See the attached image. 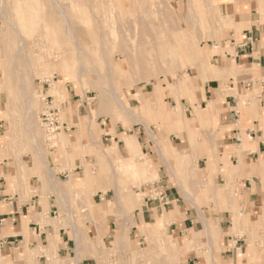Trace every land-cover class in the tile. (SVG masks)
<instances>
[{"label": "rangeland", "instance_id": "rangeland-1", "mask_svg": "<svg viewBox=\"0 0 264 264\" xmlns=\"http://www.w3.org/2000/svg\"><path fill=\"white\" fill-rule=\"evenodd\" d=\"M189 1L33 0L35 9L23 6L22 11L11 10L7 6L6 13L14 21L6 26L5 33L0 28V80L3 81L0 93V166L16 167L21 188L27 186V175L35 174L36 170L48 171L50 164L59 165L52 168L56 173L65 172L61 176L63 188L72 197L69 208L74 212L70 215L62 204L57 219L63 221L64 227H70L64 220L71 216L77 220V225L72 223V226L78 259L89 254L96 264H184L188 254L202 253L213 255V264H226L227 257H236L241 251L242 256L251 257L254 262L246 264H264V175L260 178L258 201L254 204L241 197L244 192L233 178L228 177L229 181L217 171L219 169L212 168L205 174L204 169L198 168V165H204L201 157L212 159L217 153L211 148L210 137H206L214 126L206 122L208 114L197 120L205 106V102L196 98L198 81L206 79V72L217 77L208 62L207 40H218L223 26L226 29L228 24L217 10L222 0ZM189 3L194 6L191 15ZM60 5L66 10L67 19L58 11ZM186 19L194 20L193 26ZM67 20L74 29L73 34L67 29ZM196 28L198 33H195ZM179 30L189 37L195 57L168 46L166 41L180 34ZM149 34L154 39V55L142 58V50L151 49L149 41L146 42L150 40ZM78 49H81L79 55ZM120 49L130 53V61L122 58ZM20 50L24 56L28 54L22 66L28 73L21 71ZM57 50L59 57L55 58L52 55ZM49 56L56 61L51 62ZM40 63L43 66H38ZM108 67H112L114 75L111 72L109 75ZM21 78L26 79L24 86L17 82ZM156 89L158 96L152 97ZM22 92H29L32 109H25ZM46 95L51 97L49 104L43 99ZM50 106L58 108L60 122L64 123L56 131L50 130L41 119V113ZM237 108L242 110L243 106L238 102ZM211 113H215V106ZM193 115L192 120L200 124L196 125L195 132L191 131L190 123ZM79 119V124L88 129L86 133L84 128L82 140H77ZM173 119L179 121L178 127L172 123ZM170 121L172 124L168 123ZM161 131L166 137H158ZM103 134L117 137L115 141L104 140ZM59 135H64L68 142L55 144L54 139ZM124 135H134L137 147H140L138 150H143L145 156L138 151L135 157L126 159ZM149 135L157 136L158 143L166 146L162 157ZM173 145L181 149L175 151L177 149ZM39 148L46 155L40 156ZM147 150H154L151 160ZM103 151L112 159L98 156ZM114 152L118 154L116 157ZM187 152L192 155V167L189 168L180 165L178 154ZM146 158L149 164L159 162L161 168L140 169L138 162L147 164ZM82 169L90 180L86 186L81 177H72L80 175ZM225 173L229 176V169L225 168ZM217 174L225 180L224 185L216 181ZM69 178V183L77 182L79 186L69 188ZM97 178L103 180L102 187L98 186ZM157 181L164 187L165 184L167 187L177 186L182 198V211L191 209L194 215L187 227L195 230L189 229L180 236L171 234L169 223L173 217L162 226L155 219L150 224L142 222L134 229L116 220L118 231L114 236L107 238L105 243L99 239L88 243L82 230L87 232L92 222L100 224L99 220L96 221V214L101 211L90 201L91 196L93 199H112L114 192V201L106 204H111L117 211L122 207L125 212L117 215L116 219L125 217V221L129 213L132 216L134 210L140 211L145 204L144 186ZM97 191L101 192L97 194ZM218 211L228 212L220 217L230 228L229 241L223 240L222 233L221 245L214 240L210 249L204 238V223L218 227L220 217L213 214ZM161 217L158 218L162 220ZM128 219L133 224L132 219ZM189 231H197L198 238L189 241L186 238ZM74 254L70 257L72 260H75Z\"/></svg>", "mask_w": 264, "mask_h": 264}, {"label": "crops", "instance_id": "crops-1", "mask_svg": "<svg viewBox=\"0 0 264 264\" xmlns=\"http://www.w3.org/2000/svg\"><path fill=\"white\" fill-rule=\"evenodd\" d=\"M217 7L218 14L223 16L228 24V28L223 27L218 40H207L208 62L213 66L217 77H212L210 72H206V79L198 81L199 91L196 94V98L205 102L204 107L207 101L213 100L215 113L208 114L206 122H211V126H214L206 137H210L211 148L217 153L212 159L209 158L210 160L206 156L201 157L204 165H198V168L204 169L202 171L205 174L207 171L210 173L212 168L219 169L217 171L228 180V177L236 180L235 184L244 192L242 198L255 204L259 197L260 178L264 175V0H223ZM238 102L243 106L242 110L237 108ZM193 117L194 115L190 121L193 127L191 131L195 132L196 125L200 124L194 122ZM174 121L172 123L177 124ZM161 135L166 137L163 131L158 137ZM102 137L104 140L115 141L117 136L108 137V134H103ZM200 140L198 139L199 142ZM149 141L151 140L148 137ZM174 149L178 151L181 148ZM152 153L154 150H147L150 160ZM140 154L145 156L143 150ZM126 156V159H130ZM145 162L147 164L138 162L140 169L148 171L161 168L158 166L161 165L159 162L149 164L147 158ZM161 163L164 165L162 160ZM53 166L59 165L50 164L48 171L36 170L35 174L27 175V186L22 188L16 167L0 166V264H96L89 254L77 260L70 258L75 252L72 223L77 225V220L71 216L69 220H64L70 227H64L61 224L63 221L57 219L62 204L70 215L74 209L69 208L73 200L63 188L61 176L65 172L56 173L52 170ZM225 168L236 170L228 176ZM83 169L79 171L80 175L72 177L83 179ZM219 176L217 174L216 181L224 185L225 180ZM165 177H162V181H165ZM69 182L70 178L67 180V183ZM76 185L79 186L77 182ZM176 187H167L165 184L168 201L166 206L144 202L140 211L134 210L132 216L129 213L127 217L132 219L133 224L127 217L125 221V217L116 219L117 215L125 212L122 207L117 211L111 204H106L107 201H114L115 193L112 190V199H93L91 196L90 201L101 211L96 214V221L99 220L100 224L92 222L87 232L82 230L88 243H95L98 239L105 243L107 238L114 236L118 231L116 220L124 222L125 227L134 229L142 225V222L150 224L156 217L169 214L174 218L169 223L171 234L180 236L189 229H194L187 227L194 217L193 212L191 209L182 211V198ZM99 192L101 191H97V194ZM227 213L218 211L213 214L220 217ZM223 223L224 220L220 217L218 225L223 233V240L229 241L230 228ZM227 258L226 264L253 262L251 257L242 256L241 251L236 257L231 255ZM185 260L184 264H213L211 254H188Z\"/></svg>", "mask_w": 264, "mask_h": 264}, {"label": "bare ground", "instance_id": "bare-ground-1", "mask_svg": "<svg viewBox=\"0 0 264 264\" xmlns=\"http://www.w3.org/2000/svg\"><path fill=\"white\" fill-rule=\"evenodd\" d=\"M191 1V0H190ZM189 1V2H190ZM193 1V0H192ZM195 1V0H194ZM223 1V0H222ZM189 5H190V7H189V9H190V11H189V15H191L192 14V11H193V9L194 8H192V6H193V3H192V5H191V3H189ZM7 6H10V9L11 10H21L22 11V7L23 6H29L30 7V9L31 10H33V9H35V5L33 4V0H0V20H1V26H0V28H1V30L3 31V33H5V31H6V26L9 24V23H13V21H14V19L12 18V16L9 14V13H6V9H7ZM201 5H199L198 7H200ZM194 7V6H193ZM59 12H60V14L62 15V16H64L65 17V19H67V16H66V10L63 8V6H61L60 5V8H59V10H58ZM204 11L201 9V13H203ZM205 14V13H204ZM186 17V16H185ZM188 17V16H187ZM189 17H191V16H189ZM201 18H202V16H201ZM206 18V17H205ZM222 18H223V16H222ZM194 19V18H193ZM207 19V18H206ZM189 20V19H188ZM190 20H191V18H190ZM187 21V19H186V21L187 22H191V21ZM203 20H204V18H203ZM217 20V19H216ZM194 21V20H193ZM193 21L191 22V26H193ZM206 22H207V28H208V21L206 20ZM206 22H205V24H206ZM195 24H196V21H195ZM188 25V24H187ZM178 26V25H177ZM176 26V27H177ZM189 26V25H188ZM203 26H204V24H203ZM225 26V25H224ZM223 26V27H224ZM205 27V26H204ZM203 27V28H204ZM194 28H195V25H194ZM215 28H217V27H215ZM67 29H68V31L70 32V34H73L74 33V29H73V27L71 26V24H70V22L67 20ZM174 29V28H173ZM222 29V28H221ZM177 30V29H176ZM188 30V29H187ZM195 31L197 30V28L196 29H194ZM206 30H208V29H206ZM181 31V32H180ZM194 31V32H195ZM179 33L180 34H178V35H176L175 37L173 36V38L174 39H172V38H170V39H172V40H167L166 42L168 43V46L169 45H172V48H178V49H181V50H183L184 51V53H188V54H192V56H194V54H196L195 53V51L193 50V46L191 45V43H190V40H189V37H187V35L184 33V32H182V30H179ZM195 33H198V30H197V32H195ZM198 35H200V34H198ZM43 36V35H42ZM147 37L148 38H150V40H145L146 42H148L149 41V47L151 48H149L150 50H147L146 48H144L143 50H142V53H141V55H143L142 56V58H150V56L151 55H154V39H153V37H151V35L149 34V35H147ZM172 37V36H171ZM174 40V41H173ZM169 41V42H168ZM142 43H144V41H142ZM145 44V43H144ZM143 44V45H144ZM140 45L142 46V44L140 43ZM76 46H77V44H76ZM192 46V47H191ZM191 50H193V52L194 53H192L191 52ZM51 52H52V50H51ZM51 52H49L48 53V55H50L51 54ZM58 52H59V50H57L56 52H55V54L54 55H52V56H54L55 58H58L59 56H58ZM81 52V49H78V52H77V54L78 53H80ZM119 52H120V54L122 55V58L123 59H125L127 62L128 61H130V53L126 50V49H120L119 50ZM137 52V51H136ZM156 54V53H155ZM28 55V54H27ZM24 56L23 55V52H22V50H20L19 52H18V57H19V61H20V66H21V71L23 72V73H28L27 71H24V68H22V66L24 65V61H25V59L28 57V56ZM29 55H31L30 53H29ZM79 55V54H78ZM146 55V56H145ZM187 55V54H186ZM196 56V55H195ZM194 56V57H195ZM50 57V60H51V62H53V61H56V60H52L53 59V57H51V56H49ZM78 57V56H77ZM194 57H190L191 59H193ZM126 62V63H127ZM47 64H50V63H47ZM35 65V63H33V66ZM130 65H131V63H130ZM129 65V66H130ZM38 66H43V63H40V64H38ZM49 66V65H48ZM109 68V67H108ZM111 68L112 67H110L109 68V75L111 76L113 73H115V72H111ZM112 74H111V73ZM114 75V74H113ZM4 76H6V75H4ZM18 84L21 86H24V83L26 82V79H23V78H21V79H19L18 81ZM25 88V87H24ZM2 91H3V81H1L0 80V93H2ZM23 91H25V90H23ZM55 91H56V89H55ZM29 93V92H28ZM28 93H25V92H22L21 94V96H22V99H23V104H24V107H25V109L26 110H30V109H32V107H33V104H32V101H31V97L29 96V94ZM203 93V92H202ZM158 94V90L156 89V92H155V95L154 96H152V97H155V96H158L157 95ZM205 97H203V99H204ZM119 98H117L116 97V100L118 101V103L119 104H117L118 106L120 105V102H119V100H118ZM117 101H116V103H117ZM121 106V105H120ZM119 106V107H120ZM214 104H213V100H209V101H207V104H206V107H204V110H203V113L202 114H200V116L197 118V120L200 118V117H202V118H204V116L206 115V114H212L211 112L213 111V109H214ZM162 107V106H161ZM195 108V107H194ZM159 109V108H158ZM126 110V109H125ZM130 110V109H129ZM162 110V109H161ZM127 112H128V110H126ZM131 113H133L132 111H130ZM196 113H197V108H196ZM26 114H27V112H26ZM134 116V115H133ZM136 116H137V114H136ZM3 117V116H2ZM135 117V116H134ZM3 118H5V116L3 117ZM174 120V119H173ZM200 120H201V118H200ZM79 121H80V119L78 120V122H77V127H78V132H79V140H82V138L84 137V128H85V132L87 133V127L85 126V127H83V125H81V124H79ZM171 122V121H170ZM174 122H177V124H175V127H178L177 125H178V122L179 121H174ZM9 123V122H8ZM82 129V130H81ZM62 134V133H61ZM31 136L33 135V132H32V134H30ZM53 137V136H52ZM150 137H151V139L153 140V143L155 144V149H157V151H158V153H159V156L160 157H162L163 156V153H164V150L166 149V146H164V145H161V144H159L158 143V138H157V136H154V135H150ZM34 138V137H33ZM53 139V138H52ZM33 140V142L35 141V139H32ZM66 137L64 136V135H59V137L58 138H56V139H54V143L55 144H65V143H67L66 142ZM124 142H125V147L127 148V151H126V153H127V155H128V157L129 158H133V157H135V154H137V153H139L140 152V150H138V148H140V147H137V141H136V139H135V136L134 135H129V137H127V136H125L124 135ZM53 142V141H52ZM53 143V144H54ZM92 144V143H91ZM36 148H38V147H36ZM125 148V149H126ZM0 149H1V147H0ZM40 149V148H39ZM44 151V150H43ZM42 151V149H40V156L42 155V157H43V155L45 154V152H43ZM63 151V150H62ZM118 151V150H117ZM139 151V152H138ZM141 153V152H140ZM68 154V153H67ZM106 153L103 151L102 153H100L98 156H100L101 158H107V159H112V156L111 155H105ZM114 154H115V157L118 155L116 152H114ZM179 155H180V159H181V164L180 165H184L186 168L188 167L189 168V166H191L190 165V163H191V158H192V155L190 154V153H185V154H181V153H178ZM46 155V154H45ZM65 155V154H64ZM111 156V157H110ZM46 157V156H45ZM44 157V158H45ZM113 159H114V157H113ZM110 162V161H109ZM181 167H183V166H181ZM192 167V166H191ZM191 169V168H190ZM170 170L172 171V169L170 168ZM235 170L236 169H229V176L232 174V173H234L235 172ZM189 172V171H188ZM171 173V172H170ZM99 175H97V177H98ZM101 177V176H100ZM98 180V186H100V187H102L103 186V184H102V182H103V180L102 181H100V179L99 178H97ZM100 181V182H99ZM89 182H90V180H89V176H88V174L85 172L84 173V175H83V179H82V183L86 186L87 184H89ZM69 188L71 187V188H74V187H78L75 183H69ZM57 186V185H56ZM97 186V184H96V186H95V188H97L98 187ZM103 190H105V189H103ZM184 193H185V191L184 190H182ZM186 194V193H185ZM77 195H79V194H77ZM81 195H83L84 196V194H81ZM85 197V196H84ZM87 198V197H86ZM85 198V199H86ZM81 200V199H80ZM89 202V201H88ZM153 216V215H152ZM159 217V216H158ZM158 217H156L155 219H158L159 220V222H158V225L159 226H162V225H164L163 223H166L167 221H170V219L172 218V216L171 215H169V214H166L165 215V217L164 218H162L161 216V219L162 220H160ZM233 218H234V216H233ZM157 220V221H158ZM164 221V222H163ZM205 225H204V229H203V232H204V238H205V240H206V243L208 244V246L210 247V249H212L211 247H213V242H214V240H218V245H221L220 244V241H221V237H222V231H221V229H220V227L218 226V227H213L212 225L210 226V225H208L207 223H204ZM152 229H156V228H153L152 227ZM214 236H217L216 238L214 237ZM186 238L189 240V241H191V240H193V239H197L198 238V236H197V231H189L188 232V235L186 236ZM164 239V238H163ZM162 239V240H163ZM213 254H214V251H213ZM213 256V255H212ZM74 257H75V260H77L78 259V257H79V253H78V250H76V252H75V254H74ZM214 262V261H213ZM76 264V263H75Z\"/></svg>", "mask_w": 264, "mask_h": 264}, {"label": "built area", "instance_id": "built-area-1", "mask_svg": "<svg viewBox=\"0 0 264 264\" xmlns=\"http://www.w3.org/2000/svg\"><path fill=\"white\" fill-rule=\"evenodd\" d=\"M248 41L249 40L247 39V42ZM248 45H250V42H248ZM43 99L45 100L46 104L51 102V97L48 95L44 96ZM41 119L52 131L59 130L61 126H64V123L60 122L59 119V110L55 107L50 106L49 108H46L41 113ZM143 191L145 193V196L143 197L145 203L150 202L158 206H166L168 204L166 189L160 181L146 184L143 188Z\"/></svg>", "mask_w": 264, "mask_h": 264}]
</instances>
